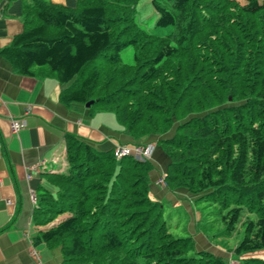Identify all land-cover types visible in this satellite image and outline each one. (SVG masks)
<instances>
[{
  "label": "trees",
  "instance_id": "16d2710c",
  "mask_svg": "<svg viewBox=\"0 0 264 264\" xmlns=\"http://www.w3.org/2000/svg\"><path fill=\"white\" fill-rule=\"evenodd\" d=\"M141 1L27 0L24 29L0 55L22 75L47 66L71 82L62 102L93 100L133 143L160 136L159 183L195 197L193 212L192 202L213 206L219 235L241 233L238 257L264 249V0H150L160 33L144 25ZM64 143L36 192L35 243L59 248L64 264H229L173 231L151 193L152 157L116 159L71 132Z\"/></svg>",
  "mask_w": 264,
  "mask_h": 264
},
{
  "label": "crops",
  "instance_id": "0c3cea01",
  "mask_svg": "<svg viewBox=\"0 0 264 264\" xmlns=\"http://www.w3.org/2000/svg\"><path fill=\"white\" fill-rule=\"evenodd\" d=\"M25 1L0 0V48L23 31ZM48 1L73 8L77 4V0ZM70 84L60 82L45 65L36 67L33 75L19 74L0 55V264H64L59 248L34 242L40 228L32 220L35 202L31 191L36 193L46 184L43 172L53 169L65 154L67 132L102 150L134 142L113 113L94 112L76 101L62 102L61 92ZM12 118L23 121L16 132ZM159 138L152 135L142 140L153 145L151 188L161 197L168 190L158 179L168 159L156 144Z\"/></svg>",
  "mask_w": 264,
  "mask_h": 264
},
{
  "label": "rangeland",
  "instance_id": "374dc122",
  "mask_svg": "<svg viewBox=\"0 0 264 264\" xmlns=\"http://www.w3.org/2000/svg\"><path fill=\"white\" fill-rule=\"evenodd\" d=\"M238 1L241 3L246 2V0ZM139 7L141 10L140 16L142 17V19H144V25L147 26L148 29L158 33L167 31V28L155 27L158 14L152 7L150 0H142ZM133 54V47L125 48L121 54L122 61L126 63L132 62ZM93 110L94 112H105V110H102L96 105H93ZM109 116L116 121L113 114L109 113ZM95 122L99 121L95 120ZM54 167L57 168L58 165L55 164ZM188 197L192 199L195 198L189 194L183 193L180 190H177L176 192L168 191L164 196L160 197L166 205V215H171V222L174 232L180 235H187V232L183 231V229L186 228L188 230V233L194 238L195 248L207 249L216 255L223 256L227 259V262L229 264H239L240 258L242 257L251 256L264 258V249L251 251L245 255L238 257L234 253L233 248L238 243L241 237V233H234L232 236L219 235L222 232V224L219 221H216V216L209 213L214 210L213 206L203 207L206 202L197 204L196 206L194 202H192V207L194 208L193 212V209L191 208V205L187 200ZM189 214H191V217L189 216ZM203 225H205L206 227H203Z\"/></svg>",
  "mask_w": 264,
  "mask_h": 264
},
{
  "label": "built area",
  "instance_id": "2783aa9c",
  "mask_svg": "<svg viewBox=\"0 0 264 264\" xmlns=\"http://www.w3.org/2000/svg\"><path fill=\"white\" fill-rule=\"evenodd\" d=\"M11 127L14 132L23 127V121L19 118L11 119ZM153 145L151 143H133L131 144H116L113 147V153L116 159H121L123 156H133L136 159H150L152 157ZM30 177V175H28ZM160 182L163 184V179L160 178ZM31 198L36 202V193L31 191Z\"/></svg>",
  "mask_w": 264,
  "mask_h": 264
},
{
  "label": "water",
  "instance_id": "95a60500",
  "mask_svg": "<svg viewBox=\"0 0 264 264\" xmlns=\"http://www.w3.org/2000/svg\"><path fill=\"white\" fill-rule=\"evenodd\" d=\"M93 103V100H89L88 102H86V107H90L91 106V104Z\"/></svg>",
  "mask_w": 264,
  "mask_h": 264
}]
</instances>
